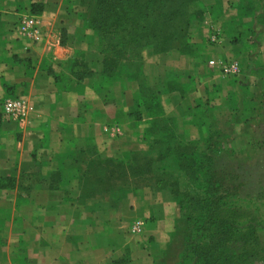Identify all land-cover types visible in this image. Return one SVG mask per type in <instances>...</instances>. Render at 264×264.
I'll list each match as a JSON object with an SVG mask.
<instances>
[{"label": "crops", "instance_id": "0c3cea01", "mask_svg": "<svg viewBox=\"0 0 264 264\" xmlns=\"http://www.w3.org/2000/svg\"><path fill=\"white\" fill-rule=\"evenodd\" d=\"M81 1L0 5V114L9 98L20 99L26 114L19 123L0 115V174L16 179L12 189L0 190V264H177L187 224L169 194L121 187L88 200L80 189L78 152L96 147L104 157L129 159L151 122L134 115L140 110L137 86L124 77L97 87L105 54L84 25ZM214 1L206 0V10ZM28 17L36 21L39 41L21 31ZM206 32L192 28L189 41L201 43ZM258 44H230L231 50L224 44L217 51L240 56L246 68L249 63L264 69V42ZM144 73L165 116L182 128L193 124L186 131L191 138L200 136L191 115L204 103L222 111L218 124L227 143L231 125L264 124V77L252 71L204 77L192 57L173 50L147 51ZM244 86L254 113L247 119L238 101ZM256 116L261 120H252ZM224 154L214 156L215 166ZM58 176L71 179L54 181ZM138 221L141 227L134 230Z\"/></svg>", "mask_w": 264, "mask_h": 264}, {"label": "trees", "instance_id": "16d2710c", "mask_svg": "<svg viewBox=\"0 0 264 264\" xmlns=\"http://www.w3.org/2000/svg\"><path fill=\"white\" fill-rule=\"evenodd\" d=\"M5 2L0 0V5ZM80 8L85 27L95 32L105 54L97 87L124 77L137 86L140 110L134 115L151 119L139 150L129 159L104 157L96 147L78 152L77 178L84 198H101L121 187L155 188L171 196L178 217L187 224L177 264L264 263V243L259 238L262 198L223 191L215 173L214 156L227 151L218 124L222 111L209 109L208 103L198 105L191 117L198 122L200 136L191 138L186 131L193 124L182 128L176 119L165 116L156 89L148 86L144 73L147 51L177 50L193 59L199 56L201 47L189 41V33L194 23L203 20L202 0H82ZM246 27L236 25V33L228 40L241 44L240 34ZM82 64L78 67L85 68ZM60 177L54 181L71 179ZM15 183V178L0 174V190L12 189ZM234 244L241 248L231 253Z\"/></svg>", "mask_w": 264, "mask_h": 264}, {"label": "rangeland", "instance_id": "374dc122", "mask_svg": "<svg viewBox=\"0 0 264 264\" xmlns=\"http://www.w3.org/2000/svg\"><path fill=\"white\" fill-rule=\"evenodd\" d=\"M205 2L206 0H202L205 12L202 22H196L191 27V29L199 31L207 30L202 42L196 43L201 47V50L197 53L199 56L197 55L198 57L194 59L200 75L221 79L223 76L209 67V61L213 58H236L240 62L242 61V72L247 71L249 73L252 71L253 74L264 77V69L252 68L249 63L246 68V62L240 56L232 55L231 52L225 54L217 51V48L224 49L225 45L231 50L232 40L227 39L233 36L236 25L247 26L246 28H248L240 34L241 44L244 48L258 47L259 42H264V0H215L214 8L209 10H206ZM214 28L221 31L222 40L217 44L218 46H213L210 41V34ZM239 95V105L243 108L241 116L243 119L250 118L254 115L251 111L250 97L252 94L250 88L242 87ZM229 104L231 105L229 106L230 109L234 110L233 105L235 102L230 101ZM257 116L252 120H261ZM218 117L220 118V116ZM262 119H264L263 116ZM228 131L231 132L228 137L229 143L226 142V136L223 134V140L227 143V154H224V157L218 160V164L215 166V173L222 182L223 191L238 193L243 198L260 195L264 204V124H247L245 127L236 124L228 127ZM240 132L245 133L244 135H238ZM259 219L262 221L259 228L261 231L259 232V238L264 243V208L262 209V215H259ZM240 248L241 245L234 244L230 246V252H239Z\"/></svg>", "mask_w": 264, "mask_h": 264}, {"label": "built area", "instance_id": "2783aa9c", "mask_svg": "<svg viewBox=\"0 0 264 264\" xmlns=\"http://www.w3.org/2000/svg\"><path fill=\"white\" fill-rule=\"evenodd\" d=\"M21 31L24 35L34 41L40 40V31L36 26V21L33 17H28L20 23ZM221 37V31L217 28L213 29L210 34V41L213 46H218ZM209 67L218 71L222 76H239L242 73L241 62L236 58H213L209 61ZM1 114L7 121L23 122L25 119L24 103L18 98L7 99L1 108ZM141 227V222L138 221L133 226L136 230Z\"/></svg>", "mask_w": 264, "mask_h": 264}]
</instances>
